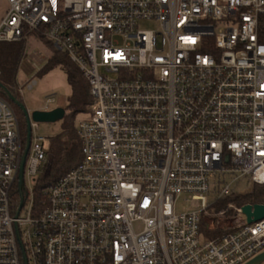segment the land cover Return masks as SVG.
<instances>
[{
	"label": "built area",
	"instance_id": "1",
	"mask_svg": "<svg viewBox=\"0 0 264 264\" xmlns=\"http://www.w3.org/2000/svg\"><path fill=\"white\" fill-rule=\"evenodd\" d=\"M7 4L0 42L44 35L90 103L81 160L38 209L49 140L31 120L20 190L27 134L0 94V264H247L264 253V219L220 205L264 186V0ZM181 199L194 209L177 212Z\"/></svg>",
	"mask_w": 264,
	"mask_h": 264
},
{
	"label": "trees",
	"instance_id": "2",
	"mask_svg": "<svg viewBox=\"0 0 264 264\" xmlns=\"http://www.w3.org/2000/svg\"><path fill=\"white\" fill-rule=\"evenodd\" d=\"M258 30L259 39L261 42H264V14L260 17ZM30 37L50 45L44 35L34 32L24 35L19 41L11 43L0 42V83L8 88L20 102H22V99L16 92V76L20 64L26 58V44ZM56 67H61L68 75L69 84L73 90L71 101L72 109L71 113L68 115L66 114L64 118L65 121L62 124L61 133L49 141V147L46 152V165H44L41 172L33 181L34 204L38 209H43L47 205L46 190L62 175L77 166L81 160L80 139L74 127V119L77 114L88 112V105L90 103L88 84L81 75L79 69L69 61V58L65 54L53 50L44 71H50ZM0 94L7 98L2 92H0ZM11 104L18 115L20 109L12 102ZM21 128L25 136L27 134V126L22 127L21 125ZM19 194H15L16 203L20 201ZM229 202H233L238 206L246 204H264V186H254L252 190L244 194V196L239 195L230 197L220 205H225Z\"/></svg>",
	"mask_w": 264,
	"mask_h": 264
},
{
	"label": "rangeland",
	"instance_id": "3",
	"mask_svg": "<svg viewBox=\"0 0 264 264\" xmlns=\"http://www.w3.org/2000/svg\"><path fill=\"white\" fill-rule=\"evenodd\" d=\"M3 16L0 18V22ZM148 26V25H147ZM150 27V26H148ZM53 48L51 45L45 44L43 41L30 37L26 44V58L19 66L16 76V84L21 89L20 96L25 108L30 112L40 111L47 112L52 109L62 108L66 111L67 115L71 113V101L73 96L72 87L69 84L68 75L61 67H56L50 71H44L47 66V60L52 55ZM34 65V69H29L30 65ZM36 81V85L32 88H28V83ZM18 117L22 127L26 126L25 117L22 112L18 111ZM88 118V114L79 113L74 119V127L77 131V127L80 122ZM63 121L56 123H38L37 128L34 129L33 134L44 137L47 140H52L61 133ZM241 187H244L243 181ZM210 202L213 201L212 197L208 196ZM184 199L178 201L177 212H188L192 209V203H183ZM234 225V222H232ZM264 264V261L261 262Z\"/></svg>",
	"mask_w": 264,
	"mask_h": 264
},
{
	"label": "water",
	"instance_id": "4",
	"mask_svg": "<svg viewBox=\"0 0 264 264\" xmlns=\"http://www.w3.org/2000/svg\"><path fill=\"white\" fill-rule=\"evenodd\" d=\"M0 92H2L15 106H17L20 109L26 121V126H27L26 146L23 155L22 167L20 171V183H19V189L21 190L23 184L25 158L30 147V139H31L30 121L33 120L38 123L40 122L56 123L58 121H63L67 113L64 109L57 108L47 112L35 111L32 112L30 115L29 111L25 108L24 104L20 102L18 98L15 95H13L9 91V89L3 86L1 83H0ZM242 212L244 215H246L247 222L249 224L261 221L264 219V204H255V205L246 204L242 207ZM262 261H264V253L260 254L259 256H257L247 264H261Z\"/></svg>",
	"mask_w": 264,
	"mask_h": 264
},
{
	"label": "crops",
	"instance_id": "5",
	"mask_svg": "<svg viewBox=\"0 0 264 264\" xmlns=\"http://www.w3.org/2000/svg\"><path fill=\"white\" fill-rule=\"evenodd\" d=\"M7 6V0H0V18L6 13Z\"/></svg>",
	"mask_w": 264,
	"mask_h": 264
}]
</instances>
